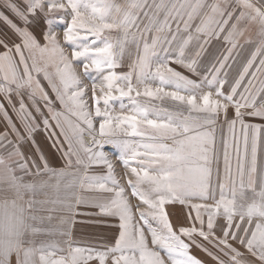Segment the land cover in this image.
I'll return each mask as SVG.
<instances>
[{"label": "snow or ice", "instance_id": "1", "mask_svg": "<svg viewBox=\"0 0 264 264\" xmlns=\"http://www.w3.org/2000/svg\"><path fill=\"white\" fill-rule=\"evenodd\" d=\"M0 4V264H264V0Z\"/></svg>", "mask_w": 264, "mask_h": 264}, {"label": "rangeland", "instance_id": "2", "mask_svg": "<svg viewBox=\"0 0 264 264\" xmlns=\"http://www.w3.org/2000/svg\"><path fill=\"white\" fill-rule=\"evenodd\" d=\"M13 2L17 3L22 10L26 9L24 0H13ZM0 12H4L5 15H8L11 19L19 23L16 17L8 9H6L2 4H0ZM39 23H40L41 28L45 27L43 20H41ZM62 27H63L62 25H59V24L57 25L58 30L61 29ZM37 35H39V32H37ZM6 37L9 38V40L13 38L12 33L8 29V27L2 21H0V39H4ZM206 60H207V56L204 57V61ZM171 67H173L175 70L179 72H182L184 75H187L194 80L200 79V77L192 75V73L186 71L184 68L180 67L179 65L171 64ZM125 70L126 69H123V68L118 69V71H125ZM200 71L203 72L204 70L200 69ZM44 84L46 86V82H44ZM46 90L49 92L50 96L54 99V94L51 93V90L48 89L47 87H46ZM0 102H3L2 99H0ZM114 106L118 108L119 106L118 102H114ZM57 107H59L58 102H57ZM8 111H9V114L11 115L12 111L10 108L8 109ZM13 120L14 121L16 120L15 116H13ZM17 127H19L18 121H17ZM2 131H4V124H3V121L0 120V132ZM103 150L111 157V159L115 163L117 172H121L122 166L118 159L119 154H120L119 150L115 146L110 145V144H106ZM54 151L55 150L52 149L53 153ZM56 166H59V164H57ZM95 171L97 173H102L104 170L102 168H96ZM133 203H135V200H133ZM169 211L172 213L171 220L174 225L177 223L185 222L184 213L186 210L184 208L180 206H176L175 208L169 209ZM78 212L81 214L76 216L75 218L78 221V223H76L73 227V239L80 246H92V247L102 249V245L100 243L101 238L111 240L113 229L106 227L103 223H92V221L102 220L101 217L92 215V213L97 212V209L94 207H91L88 205H80L78 207ZM53 223H55V221H53ZM53 239H56V237H53ZM190 254L204 261V264H214V262L212 261L210 257H208L204 252L196 249L195 247L191 249ZM90 264H98V262L92 261L90 262Z\"/></svg>", "mask_w": 264, "mask_h": 264}, {"label": "crops", "instance_id": "3", "mask_svg": "<svg viewBox=\"0 0 264 264\" xmlns=\"http://www.w3.org/2000/svg\"><path fill=\"white\" fill-rule=\"evenodd\" d=\"M12 264H16V258H15V256L12 257Z\"/></svg>", "mask_w": 264, "mask_h": 264}]
</instances>
